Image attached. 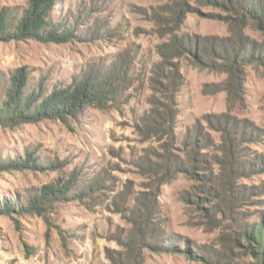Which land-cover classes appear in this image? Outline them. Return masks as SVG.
Returning <instances> with one entry per match:
<instances>
[{"label": "rangeland", "instance_id": "374dc122", "mask_svg": "<svg viewBox=\"0 0 264 264\" xmlns=\"http://www.w3.org/2000/svg\"><path fill=\"white\" fill-rule=\"evenodd\" d=\"M29 1L0 0V9L19 12ZM175 1L53 0L50 19H65L74 29L68 41H0V75L27 67L30 80L52 87L88 68L117 64L126 76L113 106H87L66 120L0 125L1 159L27 150L43 162L42 168L0 170V207L5 200L23 204L29 192L71 176L80 180L78 189L91 183L82 200L57 201L42 215L0 210V264H258L241 233L264 219V171L226 172L221 129L227 121L231 128L237 124L235 131L255 137L239 143L246 151L241 154L264 155V64L248 62L230 76L224 64L174 56L163 71L176 66L181 74L176 114L170 132L160 130L153 108L167 107V78L154 69L161 61L158 46L174 31L162 19L172 15ZM187 3L192 11L175 30L178 35L228 37L237 23L252 39H263L250 20L234 18L230 4ZM190 140L206 160L191 159ZM173 162L194 164L174 171L167 167ZM143 192L155 193L153 226L158 223L177 250L142 240L152 230L143 231L131 212ZM185 246L204 258H190Z\"/></svg>", "mask_w": 264, "mask_h": 264}, {"label": "trees", "instance_id": "16d2710c", "mask_svg": "<svg viewBox=\"0 0 264 264\" xmlns=\"http://www.w3.org/2000/svg\"><path fill=\"white\" fill-rule=\"evenodd\" d=\"M205 3H212L220 8H225L227 4L231 5V10L235 14L234 18L239 21L250 20L255 28L259 30L263 39L256 41L243 33L242 27L234 23L232 35L228 37L207 36L190 38L187 35H178L175 30L183 23L187 12L192 11L187 0L175 1L176 7L172 8V15L162 21L166 26L173 24L174 31L168 41L158 46V52L161 61L156 65L154 72L157 76L162 75L167 78L165 85V96L169 102L167 107L159 110L157 105L153 108L157 111L155 118L160 125L159 129H164L166 133L170 132V127L175 118L176 109L173 106L175 92L181 84V74L177 67L170 68L164 74L166 66L171 64L174 56L192 54L196 57L199 64L202 61L211 64H224L230 76H233L238 67L248 62L264 64V0H203ZM53 0H30L28 7L22 11L16 12L13 9H0V41L21 40L32 38L42 42L62 43L73 37L74 29L71 23L65 19L60 22H53L49 17V11ZM158 17V16H157ZM245 17V19H243ZM76 23L75 16H72ZM214 52V53H213ZM216 52V53H215ZM166 65V66H165ZM27 67H20L8 74L0 75V125L5 127H15L23 123H36L43 119H70L77 118L83 113L87 106H93L99 109L115 105L124 90L126 76L122 72L121 65H112L111 68H102L101 66L88 68L80 75L74 76L70 83L66 85H54L47 87L43 79L33 81L29 78ZM159 112V113H158ZM232 128L228 127V121L225 128H222L221 151H223V162L221 167L226 172H243L248 174L249 170L261 169L264 171V155L257 159L252 158L248 153L241 154L244 151L241 142L255 140L254 135L246 137L247 131L240 129L235 131L237 124L231 123ZM193 138V137H192ZM240 143V144H239ZM202 144H205L204 141ZM191 159L206 160L205 155L196 150L194 141L190 140ZM29 151H25L22 156L14 159H1L0 170L10 168L22 169L42 168V161H37L38 156ZM201 157V159L198 158ZM197 158V159H196ZM251 158V159H250ZM170 159V157H168ZM185 165H184V164ZM173 162L167 164L171 170H189L188 167L193 164ZM257 164V165H256ZM249 168V169H248ZM79 179L73 176L64 183L43 185L35 192H29L25 197L24 203L20 201L11 203L5 200L0 207L1 212L15 209L18 213H38L48 211L53 204L61 200L70 198H82L88 196L91 183L79 188ZM212 188H209V192ZM215 193L218 194L217 189ZM240 195H245L251 199L247 190H238ZM140 198V197H139ZM13 205V206H12ZM157 201L155 193H142L135 209L131 212L133 219L143 223V231L152 230L150 235L142 234V240L146 239L150 247L177 250L174 242L169 243L170 237H163L164 234L158 223L153 226L156 218ZM136 215V216H135ZM158 220H156L157 222ZM248 246H253V253L258 259V264H264V219L258 222L252 221L247 224L241 233ZM155 242H158L155 243ZM155 243V244H154ZM184 248V252L190 254L193 259L204 258L202 255L192 253V250Z\"/></svg>", "mask_w": 264, "mask_h": 264}]
</instances>
